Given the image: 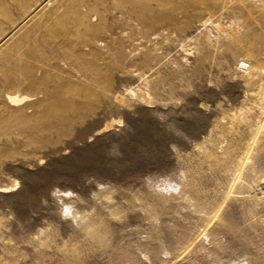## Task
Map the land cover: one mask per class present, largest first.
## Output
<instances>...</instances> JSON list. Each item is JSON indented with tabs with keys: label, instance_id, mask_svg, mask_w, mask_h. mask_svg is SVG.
I'll use <instances>...</instances> for the list:
<instances>
[{
	"label": "rangeland",
	"instance_id": "374dc122",
	"mask_svg": "<svg viewBox=\"0 0 264 264\" xmlns=\"http://www.w3.org/2000/svg\"><path fill=\"white\" fill-rule=\"evenodd\" d=\"M233 10L189 43L126 27L148 67L92 84L62 137L0 135V264H264V48Z\"/></svg>",
	"mask_w": 264,
	"mask_h": 264
},
{
	"label": "bare ground",
	"instance_id": "6f19581e",
	"mask_svg": "<svg viewBox=\"0 0 264 264\" xmlns=\"http://www.w3.org/2000/svg\"><path fill=\"white\" fill-rule=\"evenodd\" d=\"M218 2L221 4L214 0H0V135L22 131L28 134V144L47 129L59 131L62 137L72 124L69 114L79 111L91 97L92 84L106 87L108 71L122 74L130 61L135 60L139 68L148 67V52L126 55V27L156 40L166 36L189 43L203 31L209 19L205 20L206 15L213 20L224 15L223 19L229 10L237 9L242 23L237 40L257 41L258 48H264V39L255 30L256 25L264 28V3ZM238 65L248 72L244 87L256 85L251 67L243 61ZM233 121L224 127L226 136L238 134ZM86 233L96 235L92 227Z\"/></svg>",
	"mask_w": 264,
	"mask_h": 264
}]
</instances>
